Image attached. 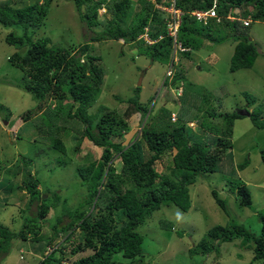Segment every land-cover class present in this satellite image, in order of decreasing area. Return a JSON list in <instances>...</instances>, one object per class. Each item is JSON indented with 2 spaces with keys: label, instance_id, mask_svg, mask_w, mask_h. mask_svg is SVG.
<instances>
[{
  "label": "trees",
  "instance_id": "1",
  "mask_svg": "<svg viewBox=\"0 0 264 264\" xmlns=\"http://www.w3.org/2000/svg\"><path fill=\"white\" fill-rule=\"evenodd\" d=\"M51 1L32 0L19 7L0 4V27L11 29L4 35L3 42L15 49L7 57V62L22 72L21 81L25 85L23 89L35 101L50 98L40 116L48 117L56 128L62 130L66 126L76 132L72 137L73 151H77L82 139H86L94 147L100 148L101 153L96 159L93 152L86 155L84 158L88 163L76 167V176L81 186L85 187V195L73 211L60 210V215L68 218L64 224H61L59 215L54 220L45 221L49 209H55L59 200L56 202L53 194L43 198L42 195L49 191L45 189L44 194L40 192L37 180L29 178L26 183L20 182L14 187H21L25 193L26 207L34 202L35 211L32 216L21 219L15 232L0 225V262L9 253L12 242L31 240L32 243H43L35 251L39 258L37 264H62L61 247L51 248L47 254H44L46 251L43 249L54 244L59 235L66 239L72 231L77 230L80 241L70 248V253L85 250L91 253L70 264H147L140 247L141 235L135 229L161 207L175 206L186 212L190 205L187 187L194 183L199 173L216 172L217 164L230 144L226 139H217L213 149L209 150L201 143L191 141L190 131L185 124L197 117L198 110L193 108L181 111L180 107L178 113H175L177 120L175 117L174 122H171L168 110L159 108L154 113V120L147 121L154 104L149 106L148 103H139V87H135L133 95L126 100L113 96L116 101L126 104L121 115L113 110L94 117L92 113H87L100 95L104 73L99 65L100 56L93 54L94 45L120 40L124 45L129 44L127 49H135V57L142 56L150 62L162 60L167 63L172 51V39L166 36L168 20L164 21L163 14L152 9L151 4L143 0H69L76 10L79 22L89 34L76 47H61L53 44L48 37L31 38L32 34L44 26ZM211 3L212 0L174 1L175 7L182 13L175 40L181 48L188 49L185 52L174 49L175 55L189 59L193 51L202 47L204 40L211 44L220 43L218 36L224 34V39L229 38L235 43L228 72L251 68L257 56L256 47L245 33H235L238 27H244L240 21H229L226 17L233 16L232 11L238 8L241 9V19L249 18L252 22L264 23V0H216L215 11L219 22L213 19L197 22L189 17L192 10H206ZM135 8L138 10L135 11ZM100 9H104L102 15L98 14ZM165 15L166 20L169 16ZM145 26L150 29V38L159 34L163 38L153 45H144L137 37ZM212 31L214 32L211 33ZM172 70L173 82L182 79L179 70H174V66ZM165 83L166 81L164 86ZM181 95L182 89L178 98L182 99ZM51 104L53 106L50 109ZM205 113L213 117L210 112ZM134 114L140 116L142 125L138 136L124 147L119 141L113 140L120 139L127 132L126 119ZM217 117L230 126L232 120L243 116L235 111ZM205 118L203 113L202 119ZM248 118L255 128L264 130V118L253 113H249ZM59 123L61 125L57 127ZM198 124L200 128L209 131L210 126L204 128L201 121ZM50 128L49 126L47 132L52 133ZM222 134L229 135L226 130ZM58 136L52 140L48 150L63 154L65 149ZM145 153H148L147 157H144ZM170 153L168 164L171 169L166 174H161V159L170 156ZM259 157L264 163V151L259 152ZM113 159L120 163L118 171L112 165ZM243 166L240 165L239 170ZM7 171L0 168V174ZM235 185L238 206L250 207L246 187L240 182ZM211 194L216 205L228 216L225 201L218 199L215 191ZM259 221L261 226L257 234L235 223L225 227H212L206 231L198 248L202 253L216 252L221 243L240 239L252 251L251 262L261 261L264 259V215L259 216ZM42 226H47V236L39 234ZM207 240L214 245L208 244Z\"/></svg>",
  "mask_w": 264,
  "mask_h": 264
},
{
  "label": "rangeland",
  "instance_id": "2",
  "mask_svg": "<svg viewBox=\"0 0 264 264\" xmlns=\"http://www.w3.org/2000/svg\"><path fill=\"white\" fill-rule=\"evenodd\" d=\"M143 1L153 7L151 1ZM31 2L32 0H0V4L12 7ZM240 10L237 8L234 12L239 11L240 15ZM103 13L104 9L98 10L99 15ZM247 20L248 26L238 27L235 33H245L256 47L257 56L251 68L228 72L235 43L229 38L224 39V34H221L218 36L220 43L211 44L204 40L202 47L193 51L189 59L177 54L174 60L178 64L174 65V70H179L182 79L177 82H173V79L169 82L166 80L167 87L163 85V81L165 74H168L166 70L169 61L150 62L145 57H135V49H127L129 44L124 45L120 40L94 45L93 54L100 56L99 65L104 73L100 95L87 113H92L94 117L113 110L121 115L126 104L116 101L113 96L126 100L133 95V89L139 87V103H148L149 106L154 104L152 109L149 108L151 113L147 121L154 120V113L159 108L168 110L176 120L175 113H178L180 107L181 111L193 108L198 110L197 117L185 124L190 131L191 141H197L209 150L213 149L217 139H226L230 144L217 164L216 172L199 173L194 183L187 187L190 205L186 212L175 206L161 207L135 229L141 235L140 247L147 264H264V259L251 262L252 251L240 239L221 243L216 252L202 253L198 248L206 231L215 226L225 227L235 223L257 234L261 226L259 216L264 215V163L259 157V152L264 151V130L255 128L248 117L234 119L230 126L217 117L235 111L243 113L245 110L264 118V23L252 22L249 18ZM10 30L0 27V168L9 173L0 174V225L15 232L21 219L32 216L35 211L34 202L26 207L25 193L21 187L14 188L16 185L26 183L29 178L37 180L40 192L44 194L45 189L49 191L42 196L46 198L53 194L55 201L59 200L55 209H49L45 221L54 220L59 215L61 224H64L68 218L61 216L60 210L73 211L85 195V187L81 186L75 169L85 166L88 162L84 157L92 152L95 159L98 158L101 149L82 139L77 151H73L72 137L76 132L66 126L62 130L56 128L52 120L40 116L50 98L35 101L24 91L22 72L7 62V57L15 51L3 42L4 35ZM87 34L89 33L79 22L76 10L69 0H52L44 26L32 34L31 38L48 37L53 44L61 47H76L86 40ZM180 88L182 99L178 98ZM149 99L151 101L148 102ZM52 106L53 104L49 105V108ZM205 112H210L213 117ZM203 113L206 115L205 119H202ZM25 117L28 118L25 120ZM140 121L137 114L127 117V132L113 141H119L126 147L138 136L142 125ZM200 121L204 128L210 126V132L199 127ZM60 125L61 123L56 126ZM49 126L52 133L47 132ZM224 130L229 135L222 134ZM57 135L65 149L63 154L48 150ZM147 156L148 153H145L144 157ZM170 157L171 153L161 159V174H166L171 169L168 164ZM112 165L116 171L119 170L120 163L117 159H113ZM240 165H244L241 170ZM236 182L246 187L250 207L238 206L234 191ZM212 191H215L218 199L225 201L228 216L216 205ZM47 229V226H42L39 234L47 236ZM30 241L12 242L9 253L2 258L0 264H37L39 258L35 251L43 243ZM79 241L77 230L72 231L66 239L59 235L54 244L43 249L46 251L44 254L51 248L61 247L62 264H70L91 253L89 250L70 253V248L75 247ZM206 242L214 245L208 240Z\"/></svg>",
  "mask_w": 264,
  "mask_h": 264
},
{
  "label": "clouds",
  "instance_id": "3",
  "mask_svg": "<svg viewBox=\"0 0 264 264\" xmlns=\"http://www.w3.org/2000/svg\"><path fill=\"white\" fill-rule=\"evenodd\" d=\"M149 1H151V2L153 3V7H152V9H154V10H156V11L162 13V14H163V19H164V21H167L169 18L165 20V18H166V15H165V14H167L168 16H169V14H168L167 12H165V10H163V8H168V7L170 6V0H159V1H156V0H149ZM174 1H175V0H174ZM174 1H173V7H174V9H176V10H178V11L180 12V16H181L182 13H181L180 9H178V8L175 7ZM213 1H214L215 4H216V0H212V3H211L210 8L212 7ZM165 4H167V6H166ZM151 6H152V5H151ZM208 9H209V8H208ZM206 10H207V9H206ZM234 10H237V9H234ZM234 10L232 11V15H233V16L226 17V19L229 20V21H234V20H235V21H240V23H241L244 27H245V26L247 27V26H248V20H247V18H246V19H241V18H239V11L234 12ZM194 11H204V10H192L191 12H194ZM214 11H215V6H214ZM191 12H189V17H191V18H193L195 21H197V20L195 19V17L192 16V15L190 14ZM215 13H216V11H215ZM216 15H217V14H216ZM218 18H219V17H218ZM229 18H231V19H229ZM238 18H239V19H238ZM209 20H210V19H209ZM243 21H247V24L244 25V24H243ZM197 22H199V21H197ZM215 22H216V21H215ZM218 22H219V20H218ZM179 23H180V17H179ZM179 23H178V25H177V29H178V27H179ZM177 29H176L175 37H174V38H176ZM149 32H150V29H149L147 26L143 27V32H142L141 34L138 35L137 40H138V41H142L143 44L146 45V46H150V45H153V44L159 42V41L163 38V36H162L161 34H159V35H158L157 37H155V38H150V37L148 36ZM166 32H167V25H166ZM166 36L170 37L167 33H166ZM170 38L172 39V37H170ZM171 45H172V51H171V54H170V61H169V64H168V68H167V70H166V71H168V74H165V80H164L163 82H165L166 80H168V82L171 81V79H172V77H173L172 66H174L175 64H178V61H175V60H174V58H175L176 55H177V54L175 55V50H177V51H179V52H185V51H188V49L181 48L180 45H179V43L176 42V40H174V42H173V40H172ZM174 49H175V50H174ZM180 92H181V88H180L179 93H180ZM170 116H171V114H170ZM174 121H175V120H174ZM174 121H173V122H174Z\"/></svg>",
  "mask_w": 264,
  "mask_h": 264
},
{
  "label": "built area",
  "instance_id": "4",
  "mask_svg": "<svg viewBox=\"0 0 264 264\" xmlns=\"http://www.w3.org/2000/svg\"><path fill=\"white\" fill-rule=\"evenodd\" d=\"M173 1L174 0H170V6L168 8H163V10H165V12H167L169 14V19L167 22V34L170 37H172V40L174 42L175 32L177 29V25L179 23L180 12L178 10L174 9ZM214 6H215V2L213 1L211 8L204 10V11H194V12H191L190 14L192 16H194L195 19L199 22H205L209 19H213L216 22H218L219 18L214 11ZM229 19H231V18H229ZM243 24L246 25L247 21H243ZM170 120L174 121L175 116L171 114Z\"/></svg>",
  "mask_w": 264,
  "mask_h": 264
},
{
  "label": "water",
  "instance_id": "5",
  "mask_svg": "<svg viewBox=\"0 0 264 264\" xmlns=\"http://www.w3.org/2000/svg\"><path fill=\"white\" fill-rule=\"evenodd\" d=\"M138 84H139V83H138ZM242 112H243V113L238 112V114L241 115V116H243V117H248V116H249V112H247V111H245V110H243ZM43 198H44V196H43Z\"/></svg>",
  "mask_w": 264,
  "mask_h": 264
}]
</instances>
